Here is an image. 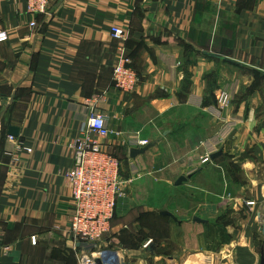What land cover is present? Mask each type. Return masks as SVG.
Masks as SVG:
<instances>
[{
  "label": "crops",
  "instance_id": "obj_1",
  "mask_svg": "<svg viewBox=\"0 0 264 264\" xmlns=\"http://www.w3.org/2000/svg\"><path fill=\"white\" fill-rule=\"evenodd\" d=\"M26 9V0H0V264H79L86 248L67 235L65 173L92 113L106 119L111 134L100 141L121 165L165 173L190 203L180 217L168 209L138 216L145 242L121 249L122 262L259 264L264 0H49L36 18ZM111 26L127 31L124 43L110 37ZM120 47L138 77L128 95L111 87ZM221 91L230 96L222 111ZM225 128L221 156L202 164V142ZM134 137L155 145L130 159ZM181 176L190 178L175 186Z\"/></svg>",
  "mask_w": 264,
  "mask_h": 264
},
{
  "label": "built area",
  "instance_id": "obj_2",
  "mask_svg": "<svg viewBox=\"0 0 264 264\" xmlns=\"http://www.w3.org/2000/svg\"><path fill=\"white\" fill-rule=\"evenodd\" d=\"M49 0H26V12L36 18L46 14ZM35 20V19H34ZM30 27L36 25L35 21ZM110 37L119 43H124L127 31L117 26H111ZM5 32L0 31V41L6 40ZM116 63L112 70L111 82L115 90L122 94H132L138 85V77L132 69V61L124 47L117 50ZM230 96L221 91L217 98V107L223 110L228 107ZM111 131L106 119L99 113H92L86 128L72 142L73 161L71 168L65 173L73 211L70 218L67 235L75 246H84L86 251L79 257V264H95L100 260L101 252L92 254L102 238L109 232L114 217L117 200L121 192V163L100 140L110 136ZM229 134L228 128L221 130L216 139L211 138L202 142L205 149L201 159L202 164L210 162V156L218 152V147ZM12 137H10L11 139ZM148 141L138 137L132 139L133 147H144ZM253 202H245L249 208ZM35 244V237L31 238Z\"/></svg>",
  "mask_w": 264,
  "mask_h": 264
},
{
  "label": "rangeland",
  "instance_id": "obj_3",
  "mask_svg": "<svg viewBox=\"0 0 264 264\" xmlns=\"http://www.w3.org/2000/svg\"><path fill=\"white\" fill-rule=\"evenodd\" d=\"M121 168L122 197L118 199L109 232L97 246L93 247L95 249L91 252L92 254L101 252L102 257L100 258L105 260L104 264L124 261L120 251L126 245L136 246V243L143 245L146 233L142 226L139 228L135 223L138 216L144 215L147 210L158 212L168 209L180 217L183 214L179 208L190 204L179 199L180 188H174L173 181L171 184L165 182L163 178L165 173L159 171L151 173V170L150 175L145 172L146 174L141 176L139 172L132 173L129 165L124 162Z\"/></svg>",
  "mask_w": 264,
  "mask_h": 264
},
{
  "label": "water",
  "instance_id": "obj_4",
  "mask_svg": "<svg viewBox=\"0 0 264 264\" xmlns=\"http://www.w3.org/2000/svg\"><path fill=\"white\" fill-rule=\"evenodd\" d=\"M207 56L212 57V58H219L218 56L213 55V54H208ZM224 61L229 62V60H226V59H224ZM18 134H19V130L17 128L9 127L8 130H7V136H9V137L17 138ZM154 145H155V143H150V144H148V145H146L144 147H138V148L133 147V148H131L129 150V158L130 159H136L138 156L145 155V153L149 149H151ZM220 156H221V150L216 152V153H214V154H212L210 156V160H214L215 158H218ZM189 178H190V176H187V177L181 176V177H179L176 180V182H175V186H180L181 184H183ZM159 214L162 217H168V218H171V219L175 220L174 216L171 213L167 212V211H162ZM192 221L195 222V223H200V224L205 223V220H202L201 218H199L197 216H194L192 218ZM260 233H261L262 237H264V226L263 225L260 227ZM154 247H155V245L150 242L146 246V251H148L150 254H153ZM95 264H100V261L98 259L95 260ZM120 264H125V263L121 262ZM259 264H264V257H263V251L262 250H260Z\"/></svg>",
  "mask_w": 264,
  "mask_h": 264
},
{
  "label": "bare ground",
  "instance_id": "obj_5",
  "mask_svg": "<svg viewBox=\"0 0 264 264\" xmlns=\"http://www.w3.org/2000/svg\"><path fill=\"white\" fill-rule=\"evenodd\" d=\"M109 253V252H108ZM196 259V258H195ZM197 260V259H196ZM195 260V261H196ZM100 264H104L105 263V260L104 259H102V258H100ZM118 261H119V257H118ZM120 263H121V261H120ZM119 262H116V264H120Z\"/></svg>",
  "mask_w": 264,
  "mask_h": 264
},
{
  "label": "trees",
  "instance_id": "obj_6",
  "mask_svg": "<svg viewBox=\"0 0 264 264\" xmlns=\"http://www.w3.org/2000/svg\"><path fill=\"white\" fill-rule=\"evenodd\" d=\"M119 160V159H118ZM115 214V213H114Z\"/></svg>",
  "mask_w": 264,
  "mask_h": 264
}]
</instances>
